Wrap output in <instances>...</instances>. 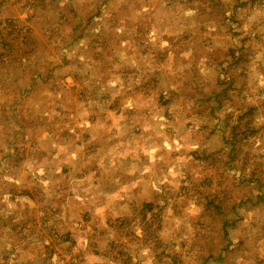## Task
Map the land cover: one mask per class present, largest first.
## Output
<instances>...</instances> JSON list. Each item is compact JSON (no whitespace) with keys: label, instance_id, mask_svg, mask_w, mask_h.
I'll list each match as a JSON object with an SVG mask.
<instances>
[{"label":"rangeland","instance_id":"374dc122","mask_svg":"<svg viewBox=\"0 0 264 264\" xmlns=\"http://www.w3.org/2000/svg\"><path fill=\"white\" fill-rule=\"evenodd\" d=\"M0 55V264H264V0H0Z\"/></svg>","mask_w":264,"mask_h":264},{"label":"trees","instance_id":"16d2710c","mask_svg":"<svg viewBox=\"0 0 264 264\" xmlns=\"http://www.w3.org/2000/svg\"><path fill=\"white\" fill-rule=\"evenodd\" d=\"M3 56L4 55H0V57H3ZM250 114H251V109H248L245 113H237V117L240 119H244V118L248 117ZM234 115H236V114H234V112L232 114H230L229 119L231 121H234ZM234 137L236 139H238L240 142H242V138L239 137L238 134L235 133ZM196 158H198V159L200 158V156H198V153H196ZM211 204L212 203H207V206H211ZM140 209L143 212L142 213L143 214L142 222L144 224H145V217L152 215L154 211L162 210V208H160V207L153 206L151 201H144L142 203V205L140 206ZM118 221H119V224L117 226L119 227V229H124L127 225L130 224V220L128 219V217L121 218ZM112 226H114V225H112ZM121 253L123 254V252L119 251V256H121ZM220 258H222V257H220ZM123 262H124V264H128L124 258H123ZM260 262H262V260H260Z\"/></svg>","mask_w":264,"mask_h":264}]
</instances>
